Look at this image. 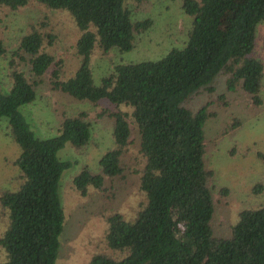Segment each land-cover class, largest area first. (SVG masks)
Masks as SVG:
<instances>
[{"label":"trees","instance_id":"obj_1","mask_svg":"<svg viewBox=\"0 0 264 264\" xmlns=\"http://www.w3.org/2000/svg\"><path fill=\"white\" fill-rule=\"evenodd\" d=\"M130 1L0 0V6L13 10L34 3L64 9L80 30L74 45L79 65L73 74L63 57L46 49L56 33L33 23L10 50L11 86L8 91L0 87V121L4 118L20 146L13 159L19 184L0 192L6 218L0 264H56L66 223L59 181L73 164L58 151L66 142L85 147L94 137V122L107 116L113 119L115 144L101 155L98 171L82 166L72 185L81 195L88 194L89 186L104 190L106 181L125 177L127 155L134 159L130 166L139 174L145 199L131 218L117 210L106 215L105 240L119 255L97 252L90 264H264V205L239 210L229 236L213 234L215 199L209 180L214 171L205 163L204 125L228 99L221 92L196 100L212 94L221 78L227 90L246 91L254 105L263 103L264 60L252 50L257 24L264 20V0H181L191 16L183 46L156 59L117 62L96 84L92 52L128 51L139 32L152 24L151 18L132 19V10L144 0ZM39 23L48 24L43 19ZM7 51L0 37V55ZM21 63L30 65L29 76ZM63 70L71 75L62 78ZM44 83L54 95L91 101L95 116L87 110L63 115L55 135L38 137L19 106L35 100ZM102 99L107 101L97 108ZM238 123L233 117L223 132ZM260 188L256 182L253 190ZM228 191L220 187L221 193Z\"/></svg>","mask_w":264,"mask_h":264},{"label":"rangeland","instance_id":"obj_2","mask_svg":"<svg viewBox=\"0 0 264 264\" xmlns=\"http://www.w3.org/2000/svg\"><path fill=\"white\" fill-rule=\"evenodd\" d=\"M133 4L134 0H131L130 5ZM145 18H151L152 24L148 29L139 32L130 50L119 51L112 48L107 54L99 49L92 52L90 67L94 83L99 84L101 78L108 74L117 62L156 59L172 47L183 46L182 41L191 27V16L181 7V0H144L138 8L132 10V19ZM42 19L48 23L47 26H40ZM30 23L35 24L41 31L56 33L58 38L46 49L56 58L63 57L67 69H71V74L79 65L74 45L80 30L66 10L48 8L39 3L16 10L0 6V37L8 49L4 55H0V87L3 91H8L11 86L8 74L10 50L17 46L20 35L28 29ZM252 53L256 58L264 60V20L257 24ZM20 67L26 75H30L28 63H21ZM70 73L66 74L63 70L61 77L66 78ZM219 75L220 73L215 78ZM218 83L212 94H203L196 100L202 101L209 95L212 98L221 92H226L228 99L227 106H220L216 117L207 118L204 130L205 163L214 171L209 180L215 199V212L211 222L213 234L229 236L231 225L238 219L239 210L258 204L264 205V74L260 90L263 103L260 105H254L246 91L227 90L224 79L223 84L221 78ZM36 91L37 98L20 105L19 109L38 137L55 135L63 115L87 110L92 117L95 116L96 108L87 99H75L66 93L62 97L54 95L47 83L38 86ZM105 101L107 100H100L97 108L103 106ZM233 117H237L240 123L223 132ZM3 120L4 118L0 121V192L15 189L19 184V168L13 163V159L18 155L20 146L11 130L5 127L6 121ZM112 130L113 119L109 116L102 117L94 122V137L85 147L76 148L66 142L58 151L60 158L71 159L73 164L62 172L59 181L66 223L56 264H90L92 255L97 252L119 255L105 240L106 215L117 210L126 218H131L145 199L139 185V174L130 166L134 159L127 155L123 158L126 162L125 177L115 178L112 183L106 181L104 190L89 186L88 194L81 195L72 185V176L82 166L87 165L92 171L99 170L101 155L115 144ZM135 134L136 131H133L132 135ZM130 149V153H134L132 145ZM256 182L261 183L259 191L253 190ZM222 186L228 188L227 194L220 192ZM5 220V214L0 208V234L5 227ZM3 255L4 251L0 246V259Z\"/></svg>","mask_w":264,"mask_h":264}]
</instances>
